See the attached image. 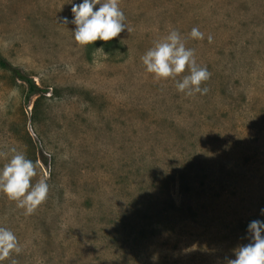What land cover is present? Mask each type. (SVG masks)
<instances>
[{
    "label": "rangeland",
    "instance_id": "374dc122",
    "mask_svg": "<svg viewBox=\"0 0 264 264\" xmlns=\"http://www.w3.org/2000/svg\"><path fill=\"white\" fill-rule=\"evenodd\" d=\"M70 2L0 0V53L45 92L0 67V168L15 147L49 185L31 215L0 192L3 264H227L264 221V0H119L130 32L87 46ZM171 30L205 94L145 71Z\"/></svg>",
    "mask_w": 264,
    "mask_h": 264
},
{
    "label": "clouds",
    "instance_id": "9594fccd",
    "mask_svg": "<svg viewBox=\"0 0 264 264\" xmlns=\"http://www.w3.org/2000/svg\"><path fill=\"white\" fill-rule=\"evenodd\" d=\"M69 4L72 17H63L62 23L75 26L72 32L79 45H93L97 40L109 42L125 30L130 32L119 0H79V3L71 0ZM190 36L196 40L205 38L197 27L191 29ZM212 39L209 34L208 42L211 43ZM141 61L145 71L153 74L157 80H175L187 67L189 74L176 81L177 90L188 96L195 93L203 95L208 91L207 87L201 85L210 78L211 73L206 66L197 64L195 50L186 48L177 30H171L162 41L149 48L141 56ZM9 151L11 158L0 168V192L15 201L17 207L23 208L25 215H31L47 199L49 185L44 179L33 183L32 178L37 175L34 162L15 147ZM261 214H264V208ZM247 230L251 234L249 243L235 249V258L228 259L227 264H264V221H251ZM21 250L14 232L0 227V264L9 259L12 253L19 254ZM153 259H156L155 256ZM11 264H15V260Z\"/></svg>",
    "mask_w": 264,
    "mask_h": 264
},
{
    "label": "trees",
    "instance_id": "16d2710c",
    "mask_svg": "<svg viewBox=\"0 0 264 264\" xmlns=\"http://www.w3.org/2000/svg\"><path fill=\"white\" fill-rule=\"evenodd\" d=\"M0 67L6 70H9L13 73V75L25 82L28 85V98H31L34 95H40L42 90L36 84V82L32 79L24 75L18 68L13 67L0 53ZM46 161V160H45Z\"/></svg>",
    "mask_w": 264,
    "mask_h": 264
}]
</instances>
